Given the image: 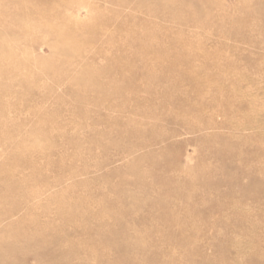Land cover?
<instances>
[{"label":"rangeland","instance_id":"1","mask_svg":"<svg viewBox=\"0 0 264 264\" xmlns=\"http://www.w3.org/2000/svg\"><path fill=\"white\" fill-rule=\"evenodd\" d=\"M22 1L0 0V264H264V0Z\"/></svg>","mask_w":264,"mask_h":264},{"label":"bare ground","instance_id":"2","mask_svg":"<svg viewBox=\"0 0 264 264\" xmlns=\"http://www.w3.org/2000/svg\"><path fill=\"white\" fill-rule=\"evenodd\" d=\"M13 1H14V0H13ZM26 1H27V0H26ZM26 1H25V2L22 1V2L24 3V5H23L24 7H26V4H25V3H27ZM32 1H33V0H32ZM32 1L29 2V0H28V2H29L28 4H30ZM34 1H35V0H34ZM212 1H213V0H212ZM18 2H19V1H18ZM18 2H17V3H18ZM35 3H36V2H35ZM179 3H180V2H179ZM20 4L22 5V3H20ZM20 4H19V5H20ZM17 5H18V4H17ZM21 5H20V6H21ZM31 5H33V4H31ZM36 5H37V4H36ZM164 5H165V4H164ZM180 5H181V4H180ZM183 5H184V4H183ZM183 5H182V6H183ZM217 5H218V4H217ZM40 6H41V5H40ZM167 6H168V5H167ZM182 6H179V5H178V7H177L178 10L182 9V8H181ZM185 6H186V5H185ZM185 6H184V7H185ZM214 6H215V5H214ZM24 7H22V8L24 9ZM33 7H34V6H31V7H30V8L32 9V11H31V9H30V10L28 11L29 14H31L30 11L33 12V10H34V8H35V7H34V8H33ZM38 7H39V6H38ZM38 7H37L36 9H40L42 6H41L40 8H38ZM169 7H170V6H169ZM172 7H173V6H172ZM175 7H176V6H174L173 8H175ZM20 8H21V7H20ZM22 8H21V9H22ZM26 8H27V7H26ZM160 8H162V7H160ZM160 8H159V9H160ZM23 9H22V11H23V13H25ZM36 9H35V10H36ZM45 9H47V8H45ZM163 9H164V8H163ZM163 9H162V10H163ZM27 10H28V8H27ZM40 10H42V9H40ZM20 11H21V10H20ZM36 11H37V10H36ZM36 11H34V12H36ZM38 11H39V10H38ZM42 11L47 12V11L44 10V9H43ZM163 11H166V10H163ZM169 11H170V9H169ZM171 11H172V9H171ZM171 11H170V12H171ZM200 11H201V10H200ZM257 11H260V10H257ZM262 11H263V10H262ZM34 12H33V13H34ZM180 12H181V11H180ZM28 13H25V14H28ZM41 13H42V12H41ZM41 13H40V11L38 12V14H41ZM175 13H176V12H175ZM177 13H179V11H178ZM192 13H193V14H192ZM192 13H191V15L194 16L195 13H194V12H192ZM258 13H260V12H258ZM261 13H262V12H261ZM263 13H264V12H263ZM21 14H22V12H21ZM25 14H24V15H25ZM29 14H28V15H29ZM171 14H172V13H171ZM35 15H36V14H35ZM35 15H33V17H31V18L37 17V16H35ZM174 15H175V14H174ZM22 16H23V14H22ZM168 16H169V15H168ZM179 16H180V15H179ZM179 16H178V17H179ZM25 17H29V16L25 15ZM40 17H41V16H40ZM31 18H30V19H31ZM41 18H42V17H41ZM175 18H176V17H175ZM19 19H20V18H19ZM180 19H182V18H180ZM31 20H32V19H31ZM31 20H30V21H31ZM36 20H37V18H36ZM38 20H40V18H39ZM17 21H18V20H17ZM31 22H37V21H34V19H33ZM44 22H45V21H44ZM79 22H81V21H79ZM91 22H92V21H91ZM38 23H39V22H38ZM38 23H37V24H38ZM40 23H41V22H40ZM81 23H82V22H81ZM44 24H45V23H44ZM30 25H31V26H29V28H31V27L33 26L32 24H30ZM45 25H47V24H45ZM80 25H81V24H80ZM92 25H93V23H92ZM43 26H44V25H43ZM47 26H48V25H47ZM47 26H46V27H47ZM53 26H54V25H53ZM20 27H21V26H20ZM22 27H23V26H22ZM22 27H21V29H23ZM24 27H25V26H24ZM33 27H34V29L36 30L37 27H35V26H33ZM33 27H32V28H33ZM38 27H39V26H38ZM48 27H49V26H48ZM51 27H52V26H51ZM88 27H90V26H88ZM25 28H26V27H25ZM52 28H53V27H52ZM34 29H33V31H34ZM54 31H56V32H55V36H56L57 34H58V36H59V33H62L64 30H63V31L60 30V32H58V33H57V31H59V30H57V29H55ZM147 32H148V31H147ZM150 32H151V31H150ZM156 32H157V31H156ZM63 33H64V32H63ZM140 33H141V32H140ZM68 34L70 35V33H67V35H68ZM152 34H153V32H152ZM61 35H63V34H61ZM61 35H60V36H61ZM65 35H66V34H65ZM145 35H146V34H145ZM153 35H154V34H153ZM153 35H152V36H153ZM147 36H148V35H147ZM156 36H158V35H156ZM56 37H57V36H56ZM61 37H62V36H61ZM63 37H64V35H63ZM58 38H59V37H57L56 39L58 40ZM68 38L71 39V36L68 37ZM61 39H62V38H61ZM74 39H75V38H74ZM84 39H85V38H84ZM154 39H155V37H154ZM154 39H153V40H154ZM72 40H73V38H72ZM77 40H78V39H77ZM91 40H92V39H91ZM149 40H150V39H149ZM175 40H176V39H175ZM69 41H70V42H73V41H71V40H69ZM154 41H155V40H154ZM154 41H153V42H154ZM77 42H78V41H77ZM77 42L75 41V43H77ZM146 42H147V41H146ZM150 42H151V41H150ZM153 42H152V44L154 45ZM171 42H172V41H171ZM171 42H170V44H171ZM63 43H64V41H63ZM66 43H67V42H66ZM66 43H65V44H66ZM177 43H178V42H177ZM184 43H185V42H184ZM68 44H70V43L68 42ZM68 44H67V45H68ZM71 44H72V43H71ZM73 44H74V43H73ZM83 44H84V43H83ZM146 44H147V43H146ZM155 44H157V43H155ZM170 44H169V48H170ZM57 45H58V44H57ZM59 45H61V44H59ZM74 45H78V44H74ZM141 45H142V44H141ZM147 45H148V44H147ZM150 45H151V44L149 43V46H150ZM172 45H174V44H172ZM175 45H176V44H175ZM179 45H181V44H179ZM70 46L72 47L73 45H70ZM149 46H148V47H147V46L145 47V46L142 45L143 48L145 47V48H144L145 50H146V49H147V50H148V49H149V50H150V49H154V47H155V45H154V47L151 46V47H153V48H149ZM159 46H160V45H159ZM56 47H57V46H56ZM56 47H55V49H57ZM71 47H70V48H71ZM81 47H82V46H81ZM81 47H80V48H81ZM157 47H158V44H157ZM174 47H177V46H174ZM174 47H173V48H174ZM181 47H182V46H181ZM72 48H75V47L73 46ZM63 49H64V48H63ZM66 49H67V48H66ZM178 49H179V48H178ZM183 49H185V48H183ZM58 50H59V46H58ZM136 50H138V48H137ZM136 50H135V51H136ZM147 50H146V53L148 52ZM61 51H62V49H61ZM64 51H65V49H64ZM152 51H153V50H152ZM152 51H151V53H152ZM182 51H183V50H182ZM155 52H156V51H155ZM163 52H164V51H163ZM137 53H139V51L136 52V54H137ZM149 53H150V52H149ZM149 53H148V54H149ZM179 53H180V51H179ZM169 54H170V53H169ZM174 54H175V52H174ZM157 55H159V54H157ZM170 55H171V54H170ZM3 56H5V55H3ZM7 56H8V55H7ZM138 56H139V55H138ZM167 56H168V55H167ZM155 57H156V56H155ZM6 58H7V57H6ZM142 58H143V57H142ZM180 58H181V57H180ZM183 58H184V57H183ZM190 58H191V57H190ZM64 59H65V58H64ZM71 59H72V58H71ZM152 59H153V58H152ZM54 60H55V59H54ZM62 60H63V59H62ZM140 60H141V59H140ZM144 60H145V59H144ZM179 60H181V59H179ZM185 60H187V58H185ZM191 60H192V59H191ZM63 61H66V60H63ZM113 61H114V60H113ZM113 61H112V62H113ZM141 61H142V60H141ZM179 62H180V61H179ZM124 63H125V62H124ZM127 63H128V62H127ZM141 63H143V61H142ZM170 63H171V62H170ZM175 63L177 64V62H175ZM182 63H183V62H182ZM69 64H70V63H69ZM115 64H116V63H115ZM147 64H148V63H147ZM152 64H153V63H152ZM189 64H190V63H189ZM116 65H117V64H116ZM126 65H127V64H126ZM143 65H144V64H143ZM143 65H142V66H143ZM191 65H192V64H191ZM191 65H190V67H191ZM144 66H145V65H144ZM144 66H143V68H144ZM55 67H57V66H55ZM188 67H189V66H188ZM136 68H137V67H136ZM62 69H63V66H62ZM62 69H61V70H62ZM117 69H118V68H117ZM187 69H188V68H185L186 72H187ZM0 70L2 71L1 68H0ZM63 70H64V69H63ZM84 70H85V69H84ZM93 70H94V69H93ZM95 70H96V69H95ZM118 70H119V69H118ZM120 70H121V69H120ZM135 70H136V69H135ZM137 70H138V69H137ZM185 70H184V71H185ZM188 70H190V69H188ZM11 71H13V70L11 69ZM138 71H139V70H138ZM147 71H148V70H147ZM155 71H156V70H155ZM193 71H194V70H193ZM84 72H85V71H84ZM165 72H166V71H165ZM190 72L192 73V70H191ZM196 72H197V71H196ZM48 73H50V72H48ZM79 73L81 74V72H79ZM90 73H91V72H90ZM156 73H157V72H156ZM168 73H169V72H168ZM187 73H188V72H187ZM187 73H186V74H187ZM194 73H195V72H194ZM50 74H51V73H50ZM82 74H83V72H82ZM158 74H159V72H158ZM165 74H166V73H165ZM186 74H184V75H186ZM55 75H58V74H55ZM62 75H63V74H62ZM91 75H92V74H91ZM128 75H130V74L128 73ZM131 75H134V74H131ZM145 75H146V74H145ZM172 75H174V73H173ZM86 76H87V75H86ZM93 76H98V77H99V73H98V75H96V72H95V74H93ZM143 76H144V75H143ZM147 76H148V75H147ZM157 76H159V75H157ZM195 76H196V75H195ZM195 76H193V74H192V76H190V77L192 78V77H195ZM88 77H89V78H88ZM88 77H86V79H84V81H86L87 79H90V76H88ZM101 77H103V76H101ZM132 77H133V76H132ZM145 77H146V76H145ZM153 77H154V75H153ZM160 77H161V75H160ZM177 77H178V76H177ZM177 77H176V78H177ZM183 77H184V76H183ZM27 78H28V77H27ZM81 78H84V77H81ZM95 78H97V77H95ZM149 78H150V77H149ZM157 78H158V77H157ZM179 78H180V77H179ZM185 78H187V77H184V79H185ZM195 78H196V77H195ZM78 79H79V78H78ZM97 79H98V78H97ZM141 79H142V78H141ZM151 79H152V78H151ZM173 79H174V78H173ZM189 79H190V78H189ZM79 80H80V79H79ZM120 80H121V78H120ZM160 80H161V79H160ZM179 80H180V79H179ZM182 80H183V79H182ZM196 80H199V79L196 78ZM196 80H192V81H190V82L192 83L193 81L195 82ZM101 81H102V80H101ZM121 81H122V80H121ZM153 81H154V80H153ZM155 81H156V80H155ZM157 81H158V80H157ZM80 82H81V81H80ZM90 82L93 83V82H98V81H96V80H93V81H92V78H91V81H89V83H90ZM125 82H126V81H125ZM125 82H124V83H125ZM171 82H172V81H171ZM194 82H193V83H194ZM198 82H199V81H197L195 85H197ZM81 83L83 84V82H81ZM85 83H87V82H85ZM89 83H87V84H89ZM99 83H100V81H99ZM117 83H119V82H117ZM121 83H122V82H121ZM126 83H127V82H126ZM131 83H133V82H131ZM177 83H178V82H177ZM0 84H1V83H0ZM82 84H81V85H82ZM112 84H114V83H112ZM175 84H176V82H175ZM175 84H174V85H175ZM2 85H3V84H2ZM92 85H94V84H92ZM115 85H117V84H115ZM126 85H127V84H126ZM128 85H129V84H128ZM172 85H173V83H171V86H170V87H175V86H172ZM193 85H194V84H193ZM195 85H194V86H195ZM0 86H1V85H0ZM103 86H104V85H103ZM118 86H120V85H118ZM122 86H123V85H122ZM86 87H87V86L85 85V88H86ZM91 87H98V85L91 86ZM105 87H106V85H105ZM131 87H132V86H131ZM79 88H80V87H79ZM81 88H83V87H81ZM88 88H90L89 85H88L87 89H88ZM196 88H197V87H196ZM87 89H86V90H87ZM92 89H93V88H92ZM92 89H91V90H92ZM99 89H100V88H99ZM121 89H122V88L120 87L119 90H121ZM174 89H176V88H174ZM72 90L74 91V89H72ZM81 90H82V89H81ZM93 90L95 91V90H98V89L94 88ZM115 90H116V89H115ZM172 90H173V89H172ZM197 90H198V89H197ZM77 91H78V90H77ZM167 91H170V90H167ZM98 92H99V91H98ZM114 92H115V91H114ZM79 93H80V94H83V93H81V92H79ZM100 93L102 94L103 92L100 91ZM115 93H116V92H115ZM117 93H118V92H117ZM117 93H116V94H117ZM103 94H104V93H103ZM104 96H105V95H104ZM94 97H96V94H95ZM99 97H101V95H99ZM87 100H88V99H87ZM96 100H97V99H95V101H96ZM100 100H101V99H100ZM85 101H86V100H85ZM117 101H118V99H117ZM88 102H89V101H88ZM55 107H56V106H55ZM54 111H55V110H54ZM2 112H3V111H2ZM51 112H52V111H51ZM55 114H56V113H55ZM1 115H2V114H1ZM50 115H51V114H50ZM56 115H57V114H56ZM54 117H55V116H54ZM49 118H50V117H49ZM44 119H45V117H44ZM40 120H43V119H40ZM51 120H52V119H51ZM42 122H43V121H42ZM44 122H46V121H44ZM0 123H2V122H0ZM46 123H47V122H46ZM5 124H6V123H5ZM41 126H44V125L42 124ZM46 126H47V125H46ZM44 129H46V128H44ZM40 135H43V134H40ZM33 137H34V134H33ZM31 139H32V138H31ZM26 142H27V141H26ZM46 143H47V142H46ZM21 147H22V146H21ZM18 151H19V150H18ZM18 151H16V152H18ZM42 152H43V151H42ZM12 153H14V152H12ZM12 155H13V154H12ZM21 156H22V155H21ZM14 157H15V156H14ZM23 157H25V156H23ZM26 157H27V156H26ZM28 157H30V156H28ZM20 159L23 160V158H20ZM24 160H27V159H24ZM32 160H33V159H32ZM10 161H11V160H10ZM15 161H16V160H15ZM8 162H9V161H8ZM20 162H21V161H19V164H20ZM23 162H24V161H23ZM28 163H29V162H28ZM11 165H12V164H11ZM25 165H26V164H25ZM25 165H23V166H25ZM36 166H38V165H36ZM6 167H7V166H6ZM15 168H16V167H15ZM33 168H34V167H33ZM200 168H201V167H200ZM36 169H38V168H36ZM38 170H39V169H38ZM4 171H6V169H5ZM8 171H10V169H8ZM14 171H15V170H14ZM4 173H5V172H4ZM10 173H11V172H10ZM14 173H16V172H14ZM8 174H9V173H8ZM9 175H10V174H9ZM1 176H2V175H1ZM6 176H7V174H6ZM18 179H19V178H18ZM140 180H141V179H140ZM18 182H19V181H18ZM19 185H20V184H18V186H19ZM19 187H20V186H19ZM7 188H8V187H7ZM19 190H20V189H19ZM35 190H36V189H35ZM6 191H7V190H6ZM8 191H9V189H8ZM119 192H120V191H119ZM6 193H7V192H6ZM2 194H3V193H2ZM126 194H127V193H126ZM121 195H122V194H121ZM121 195H120V196H121ZM0 196H1L0 198H2V195H0ZM7 196H8V195H7ZM7 196H3V197L6 199V198H8ZM127 197H128V195H127ZM4 198H2V199L4 200ZM86 198H87V197H86ZM2 199H1V200H2ZM76 199H77V198H76ZM82 199H84V198L82 197L80 200H82ZM1 200H0V201H1ZM3 200H2V201H3ZM73 200H74V199H72L71 201H73ZM133 200H134V199H133ZM4 201H5V200H4ZM63 201H64V200H63ZM63 201H62V202H63ZM75 201H78V202H84V201L89 202V200H88V201H87V200L79 201V198H78V200H75ZM75 201H74V203H75ZM90 201H91V200H90ZM135 201H136V200H135ZM5 202H6V201H5ZM69 202H70V201H69ZM86 202H84L85 205H87ZM0 203H1V202H0ZM3 203H4V202H2V204H3ZM64 203H66V202L64 201ZM64 203H62V204H64ZM72 203H73V202H72ZM72 203H71L70 205H72ZM2 204H0V206H1ZM60 204H61V203H60ZM62 204H61V205H62ZM75 204H77V203H75ZM75 204H73V206H76ZM80 204L82 205V203H80ZM135 204H136V203H135ZM70 205H69V206H70ZM85 205L83 204L82 206L84 207ZM136 205H138V204H136ZM12 206H14V205H12ZM59 206H60V205H59ZM59 206H58V207H59ZM73 206H72V207H73ZM79 206H80V205H79ZM88 206H89V204H88ZM88 206H85V208H88ZM138 206H139V205H138ZM14 207H15V206H14ZM14 207H13V208H14ZM60 207L63 208V205L60 206ZM65 207H66V205H65ZM72 207H71V208H72ZM104 207H106V208H103V207H102V208H103L102 210H106L107 207H109V206H104ZM10 208H11V209H10ZM9 209H10V211H7L8 209H6V211H7L8 213H9V212H12V210H13L12 207H9ZM77 209H78V208L75 207V209L73 208V211H72V210H70V211H72V213H75L76 211H78V212L80 213V212H81V211H80V208H79V210H77ZM111 209H113V208H111ZM59 210H60V209H59ZM75 210H76V211H75ZM88 210H89V208H88ZM88 210H86V211H88ZM63 211H64V210H63ZM74 211H75V212H74ZM106 211H107V210H106ZM82 212H83V210H82ZM112 212L114 213V210H113ZM5 213H6V212H5ZM65 213H66V212H65ZM76 213H77V212H76ZM76 213H75V214H76ZM86 213H87V212H86ZM89 213H90V211H89ZM100 213H101V209H100L99 212H97V216H98ZM103 213H104V211H103ZM109 213H110V212H109ZM115 213H116V210H115ZM115 213H114V214H115ZM59 214H60V213H59ZM75 214H74V215H75ZM80 214H81V213H80ZM84 214H85V213H84ZM101 214H102V213H101ZM101 214H100V215H101ZM105 214H106V213H104L103 215H105ZM111 214H112V213H111ZM111 214H110V217H112ZM60 215H61V214H60ZM60 215H59V216H60ZM74 215H71V217L74 216ZM76 215H77V214H76ZM62 216H63V215H61V217H62ZM78 216H79V214H78ZM78 216H77V217H78ZM86 216L88 217L89 215H86ZM91 216H92V214H90V217H88V218H89V219L92 218ZM94 216H95V215H94ZM97 216H96V217H97ZM113 216H114V215H113ZM115 216H116V217H115ZM115 216H114L115 219L118 220V219H119V217H117L118 215H115ZM65 217H67V216H65ZM71 217H69V218H68V217H67V218H63V217H62L63 220H61V221L64 222L65 219H66V220L68 219V221H69ZM77 217H76V218H77ZM82 217H85V215H82V214H81L80 218H82ZM102 217H103V216H102ZM114 217H112V218L114 219ZM78 218H79V217H78ZM98 218H99V217H98ZM117 218H118V219H117ZM71 219H73V218H71ZM89 219H87V220H89ZM100 219H101V217H100L98 220H100ZM172 219H174V218H171V220H172ZM81 220H84V218L81 219ZM85 220H86V218H85ZM85 220H84V221H85ZM116 220H115L114 222H117V224H118V221H119L120 219H119L118 221H116ZM168 220L170 221V219H168ZM70 221H71V220H70ZM79 221H80V220H79ZM84 221H83V222H84ZM172 221H173V220H172ZM33 222H34V221H33ZM33 222H32V223H33ZM119 222H120V221H119ZM121 222H122V221H121ZM34 223H38V221H37V222H34ZM65 223H68V222L65 221ZM79 223H80V222H79ZM79 223H78V224H79ZM86 223H87V222H86ZM80 224H81V223H80ZM80 224H79V225H80ZM120 224H121V223H120ZM120 224H119V225H120ZM33 225H34V224H33ZM38 225H39V227H42L40 224H38ZM63 225H64V224H63ZM66 225H67V224H66ZM85 225H86V224H85ZM96 225H97V224H96ZM101 225H102V223H101ZM101 225H100V226H101ZM125 225H126V224H125ZM44 226H45V225H44ZM121 226H122V224L120 225V227H121ZM36 227H38V226H36ZM63 227H64V226H63ZM80 227H82V226H80ZM97 227H99V226L97 225ZM120 227H119V228H120ZM45 228H47V227L45 226ZM88 228H89V227H88ZM40 229H42V228H40ZM89 229H90V228H89ZM89 229H88V230H89ZM91 229H92V228H91ZM99 229H100V228H98V229H96V230L99 231ZM106 229H107V228H106ZM109 229H110V228H109ZM109 229H107V230H109ZM111 229H113V226H112ZM45 230H47V229H45ZM82 230H83V229H82ZM85 230H86V229H85ZM92 230H93V229H92ZM92 230H91V231H92ZM101 230H103V229H101ZM107 230H106V231H107ZM114 230H115V228H114ZM114 230H112V231H114ZM120 230H122V229L120 228ZM47 231H48V230H47ZM52 231H53V230H52ZM58 231H60V229H59ZM89 231H90V230H89ZM91 231H90V232H91ZM98 231H94V232L97 233ZM110 231H111V230H110ZM37 232H38V231H37ZM83 232H84V231H83ZM101 232L106 234L105 231H101ZM107 232H108V231H107ZM115 232H117V231L115 230ZM115 232H114V233H115ZM123 232H125V231H121L120 236H121V235H125V237H128V236H126V234H124ZM29 233L31 234V232H29ZM29 233H28V235H29ZM34 233H36V232H34ZM38 233H39L38 235L40 236V235H41L40 232H38ZM54 233H55V231H54ZM86 233H87V232H86ZM88 233H89V232H88ZM88 233H87V234H88ZM98 233H100V232H98ZM111 233H112V232H111ZM111 233H109V234H111ZM122 233H123V234H122ZM112 234H113V233H112ZM14 235H18V234H14ZM32 235H33V234H31V236H32ZM36 235H37V234H36ZM38 235L35 236V234H34V236H35L36 238H37V237L39 238ZM51 235H52V237L55 236V234H54V236H53V234H51ZM60 235H62V234H60ZM103 235H104V234H103ZM103 235L101 234L100 236H103ZM18 236H19V235H18ZM18 236H17V237H18ZM34 236H32V237H34ZM47 236H48V235H46V237H47ZM105 236H106V235H105ZM110 236H111V235H110ZM110 236L108 237V235H107V237H108V238L106 237L107 240H104V239H103V241H107V242H108V241H109L108 239L110 238ZM114 236H117V237H118L119 234H118V235H114ZM29 237H30V235H29L28 237H26L25 239H27V238H29ZM35 237L33 238L34 240H36ZM48 237H49V236H48ZM62 237H66V236H65V235L63 236V235H62ZM103 237H104V236H103ZM15 238H16V237H15ZM18 238H19V237H18ZM38 238H37V239H38ZM41 238H42V237H41ZM57 238H58V237H57ZM100 238H102V237H100ZM100 238H99V239H100ZM119 238H120V237H119ZM121 238H124V237H121ZM20 239H22V237H21ZM20 239H19V240H20ZM33 239H31V240H33ZM42 239H43V238H42ZM59 239H60V238H59ZM66 239H67V238H66ZM66 239H65V240H66ZM117 239H118V238H116V240H117ZM127 239H128V238H127ZM17 240H18V239H17ZM27 240H28V239H27ZM39 240H40V239H39ZM43 240H45V238H44ZM47 240H48V238H47ZM47 240H46V241H47ZM57 240H58V239H57ZM57 240H56V242L60 241V240H58V241H57ZM68 240H69V239H68ZM68 240H66V241H68ZM110 240H111V239H110ZM116 240L114 239V242H115ZM119 240H120V239H119ZM121 240H124V239H121ZM125 240H126V238H125ZM128 240H129V239H128ZM51 241H52V240H51ZM66 241H64V243H65ZM80 241H81V240H80ZM93 241H94V240H93ZM95 241H96V240H95ZM111 241H112V240H111ZM24 242H25V241H24ZM31 242H32V241H31ZM44 242H45V241H44ZM101 242H102V240H101ZM123 242H125V241H123ZM126 242H128V241H126ZM21 243H22V245H23V242H20V244H21ZM32 243H33V242H32ZM32 243H30V244H32ZM35 243H36V242H35ZM35 243H34V244H35ZM38 243H39V242H38ZM38 243H37V244H38ZM40 243H41V242H40ZM58 243H59V245H58V248H59L60 245L62 244V242H58ZM60 243H61V244H60ZM116 243H117V242H116ZM118 243H119V242H118ZM24 244H25V243H24ZM41 244H43V242H42ZM66 244H67V243H66ZM81 244H83V243H81ZM89 244H90V243H89ZM104 244H105V243H104ZM108 244H109V243H108ZM113 244L115 245V243H113ZM119 244H120V243H119ZM119 244H116V245H119ZM121 244H122V243H121ZM22 245H21L20 247H22ZM39 245H40V244H39ZM72 245L75 246V244H72ZM77 245H78V244H76L75 247H77ZM92 245L94 246L93 243H92ZM92 245H91L90 247H92ZM101 245H102V243H101ZM105 245H106V244H105ZM105 245H104V246H105ZM16 246H17V245H16ZM83 246H84V245H83ZM85 246H86V245H85ZM106 246H107V245H106ZM120 246H121V245H120ZM144 246H146V245H144ZM7 247H8V246H7ZM13 247H14V246H12V248H13ZM27 247H28V246H27ZM86 247H88V244H87ZM117 247L119 248V246H117ZM117 247H116V248H117ZM122 247H123V246H122ZM124 247H125V246H124ZM137 247H140V245L137 246ZM147 247H148V246H147ZM8 248H9V250H12V249H10V247H8ZM22 248H23V247H22ZM78 248H79V247H78ZM88 248H89V247H88ZM92 248L94 249V247H92ZM96 248H97V247H96ZM118 248H117V249H118ZM120 248H121V247H120ZM120 248H119V249H120ZM130 248H131V247H130ZM132 248H133V247H132ZM141 248H142V247H140V249H141ZM4 249H5V252H7V251H6L7 249H6L5 247H4ZM4 249H3V250H4ZM25 249H26V248H25ZM67 249H68V248H67ZM134 249H135V248H134ZM134 249H131V251H133ZM136 249H137V248H136ZM14 250H16V249H14ZM14 250H12V251H14ZM97 250H98V249H97ZM97 250H95V251L97 252ZM103 250H104V249H103ZM125 250L128 251L126 248H125ZM137 250H138V249H137ZM16 251H18V250H16ZM22 251H23V249H22ZM22 251H21V252H22ZM61 251H63V250H61ZM95 251H94V252H95ZM101 251H102V249H101ZM120 251H121V250H120ZM123 251H124V250L122 249V252H123ZM144 251H147V250H144ZM2 252H3V251H1V253H2ZM18 252H19V251H18ZM64 252H65V251H64ZM90 252H91V250H90ZM99 252H100V251H99ZM102 252H103V251H102ZM102 252H100V253H102ZM105 252H106V249H105ZM105 252H104V253H105ZM148 252H149V251H148ZM19 253H20V252H19ZM123 253H124V252H123ZM123 253H122V255H123ZM125 253H127V252H125ZM2 254H4V253H2ZM5 254H6V253H5ZM60 254H61V253H60ZM65 254H66V253H65ZM98 254H99V253H98ZM102 254H103V253H102ZM117 254H118V251H117L116 255H117ZM127 254H128V253H127ZM149 254H150V253H149ZM156 254H157V253H156ZM11 255H12V254H11ZM14 255H15V254H14ZM62 255H63V253H62ZM66 255H67V254H66ZM69 255H70V254H69ZM100 255H101V254H100ZM116 255H115V256H116ZM119 255H120V254H119ZM122 255H121V257H122ZM3 256H4V255H3ZM7 256H8V254H7ZM12 256H13V255H12ZM71 256H72V255H71ZM71 256H70L69 259H71V258L73 257V256H72V257H71ZM126 256H128V255H126ZM149 256H150V255H149ZM159 256H160V255H159ZM1 257H2V256H1ZM9 257H10V256H9ZM63 257H66V256L64 255ZM67 257H68V256H67ZM104 257H105V256H104ZM104 257H103V258H104ZM128 257H130V256H128ZM128 257H127V258H128ZM133 257H134V256H133ZM150 257H151V256H150ZM152 257H154V256H152ZM162 257H163V256H162ZM84 258H87V257H84ZM100 258H101V257H100ZM117 258H119V257H117ZM135 258H136V257H135ZM9 259H11V258H9ZM63 259H64V258H63ZM113 259H114V258H113ZM123 259H124V261H125L126 258H123ZM130 259L133 261V258H131V257H130L129 259H127V260H130ZM136 259H137V258H136ZM136 259H134V260H136ZM146 259H148V258H146ZM55 260H56V259H55ZM60 260H61V258H60ZM64 260H67V258L64 259ZM118 260L120 261V259H118ZM138 260H139V259H138ZM138 260H136V261H138ZM149 260H150V258H149L147 261H149ZM152 260H153V258H152ZM53 261H54V260H53ZM106 261H109V260H106ZM110 261H111V260H110ZM110 261H109V262H110ZM121 261H122V260H121ZM132 261H131V262H132ZM156 261H157V260H156ZM98 262H99V260H98ZM144 262H145V261H144ZM150 262H151V261H150ZM8 263H9V262H8ZM8 263H7V264H8ZM10 263H11V262H10ZM81 263H82V262H81ZM123 263H125V262H123ZM82 264H83V263H82ZM84 264H85V263H84ZM96 264H97V263H96ZM121 264H122V263H121ZM131 264H134V263H131ZM137 264H144V263H143V262H142V263L140 262V263H137ZM148 264H149V263H148ZM153 264H155V263H153Z\"/></svg>","mask_w":264,"mask_h":264}]
</instances>
